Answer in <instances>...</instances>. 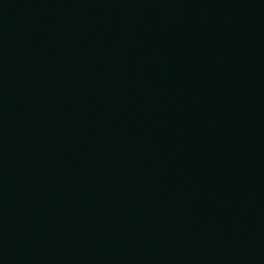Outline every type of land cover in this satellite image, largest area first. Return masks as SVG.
Masks as SVG:
<instances>
[{
	"label": "water",
	"instance_id": "1",
	"mask_svg": "<svg viewBox=\"0 0 264 264\" xmlns=\"http://www.w3.org/2000/svg\"><path fill=\"white\" fill-rule=\"evenodd\" d=\"M0 264H264V0H0Z\"/></svg>",
	"mask_w": 264,
	"mask_h": 264
}]
</instances>
